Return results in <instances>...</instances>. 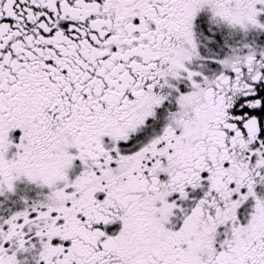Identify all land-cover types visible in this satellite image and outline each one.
I'll return each instance as SVG.
<instances>
[{
  "label": "snow or ice",
  "instance_id": "obj_1",
  "mask_svg": "<svg viewBox=\"0 0 264 264\" xmlns=\"http://www.w3.org/2000/svg\"><path fill=\"white\" fill-rule=\"evenodd\" d=\"M0 264H264V0H0Z\"/></svg>",
  "mask_w": 264,
  "mask_h": 264
}]
</instances>
